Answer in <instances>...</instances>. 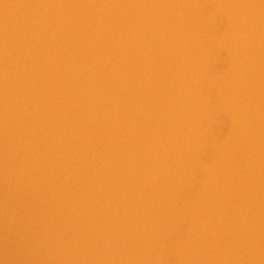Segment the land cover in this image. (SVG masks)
Here are the masks:
<instances>
[{
  "label": "water",
  "instance_id": "water-1",
  "mask_svg": "<svg viewBox=\"0 0 264 264\" xmlns=\"http://www.w3.org/2000/svg\"><path fill=\"white\" fill-rule=\"evenodd\" d=\"M0 264H264V0H0Z\"/></svg>",
  "mask_w": 264,
  "mask_h": 264
}]
</instances>
